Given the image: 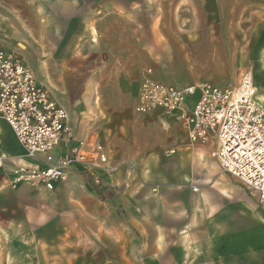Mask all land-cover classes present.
Segmentation results:
<instances>
[{
    "label": "crops",
    "instance_id": "crops-1",
    "mask_svg": "<svg viewBox=\"0 0 264 264\" xmlns=\"http://www.w3.org/2000/svg\"><path fill=\"white\" fill-rule=\"evenodd\" d=\"M206 5L218 12L215 0ZM228 6L239 14L229 25L242 33L238 67L252 66L264 104V0ZM164 12L156 0H0L2 48L60 92L77 138L100 142L108 156L104 168L73 166L53 191L16 184V166L38 163L0 119V264H264V214L222 172L217 141L192 143L172 118L137 111L147 78L187 86L227 57L215 58L212 18L186 35ZM198 37L205 75L191 65ZM172 55L186 63L170 64Z\"/></svg>",
    "mask_w": 264,
    "mask_h": 264
},
{
    "label": "built area",
    "instance_id": "built-area-1",
    "mask_svg": "<svg viewBox=\"0 0 264 264\" xmlns=\"http://www.w3.org/2000/svg\"><path fill=\"white\" fill-rule=\"evenodd\" d=\"M252 69L236 85L197 82L175 86L147 78L140 87L137 111L161 112L180 124L190 141H217L213 156L222 172L244 186L264 214V108L255 100ZM0 119L12 129L28 158L37 165L13 170L16 184L53 191L75 165L104 168L100 142L79 140L67 110L35 76L21 55L0 47ZM61 148L62 154L55 155ZM6 157H0V168ZM95 184L100 186L99 178Z\"/></svg>",
    "mask_w": 264,
    "mask_h": 264
},
{
    "label": "rangeland",
    "instance_id": "rangeland-1",
    "mask_svg": "<svg viewBox=\"0 0 264 264\" xmlns=\"http://www.w3.org/2000/svg\"><path fill=\"white\" fill-rule=\"evenodd\" d=\"M136 1L137 3H141L143 0H136ZM233 1H237V0H215V7L217 8L218 12H215L214 15L211 16V13L207 11L208 9L206 4H208V0H156L158 4H164L167 10V12L160 13L158 17L164 16L166 20L169 21L175 20L177 22L178 21L182 22L181 32L183 34L187 35V34L204 32V30L207 28V24H209L210 21L209 19L211 18L213 19L212 28L215 38L217 40V44L216 43L214 44L215 58H221L223 56L225 57L227 56V57L225 60H222L221 58L215 61V63L213 64L214 76L212 75L205 77L203 76L198 79L199 82H210L219 86L236 85L240 81L241 75L244 73V71L246 69H252V66L239 69L237 64V50L238 49L240 50L243 47V45H240L238 43L239 42L238 39L240 38V34L242 33L238 30V26L234 25V28L231 30L229 29V25H232L238 21L239 14L238 13L230 14L224 12L225 8L223 7L226 5L227 6L226 9H228L229 8L228 5H230L231 2ZM175 8H176V12H174ZM152 15H155V17H157L158 14L152 13L151 16ZM151 20H153L152 17ZM4 32H7V30L0 28V42L5 40ZM251 32L252 29H249L247 33L250 34ZM223 37L226 38L227 42L229 37L235 38V41L233 42L236 43L231 45L228 44L229 46L227 44L224 45L223 43L225 42V39ZM205 41H206L205 37L199 39L198 42L200 43L198 45L200 47L197 48L201 53L198 54L199 55L198 61L196 63L192 62L191 64L192 67H197V71L199 73H202L203 75H205L209 71L208 70L209 67L205 65V57L207 50ZM162 42H164L166 45L168 43V41L164 39H162ZM0 46L5 47L3 44H0ZM190 46H191L190 48L193 49V44H190ZM225 53H227V55H225ZM169 59H171L170 64H174V65L175 64L180 65L186 63L181 60L182 56L175 57L174 55H172ZM32 70L35 71V68L32 67ZM37 76L43 83H46V79L44 76H41L40 74ZM48 83L46 85L47 88L53 94L54 98L60 101L61 100V95L59 94L60 92L54 90L53 86ZM170 85H175V84H170ZM64 105L66 106L67 104L64 103Z\"/></svg>",
    "mask_w": 264,
    "mask_h": 264
},
{
    "label": "bare ground",
    "instance_id": "bare-ground-1",
    "mask_svg": "<svg viewBox=\"0 0 264 264\" xmlns=\"http://www.w3.org/2000/svg\"><path fill=\"white\" fill-rule=\"evenodd\" d=\"M255 100L264 108V104L261 103L258 98H257V90H256V94H255Z\"/></svg>",
    "mask_w": 264,
    "mask_h": 264
}]
</instances>
